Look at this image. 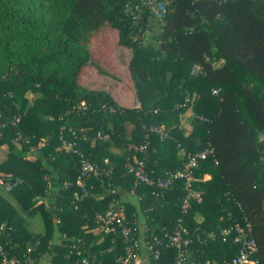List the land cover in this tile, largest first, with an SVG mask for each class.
Instances as JSON below:
<instances>
[{
	"label": "trees",
	"instance_id": "1",
	"mask_svg": "<svg viewBox=\"0 0 264 264\" xmlns=\"http://www.w3.org/2000/svg\"><path fill=\"white\" fill-rule=\"evenodd\" d=\"M164 1L158 19L140 0H0V244L8 255L34 264L80 257L118 264L125 239L94 233L92 218L122 205L126 220L144 217L145 240L170 233L180 219L190 238L187 264L233 257L237 245L220 232L244 217L256 243L252 258L264 264V0ZM151 23L157 30L144 44ZM102 27L131 52L137 106L79 84L94 60L91 36ZM204 146L213 153L198 160L189 187L175 179L155 196L126 168V158L143 157L148 175L162 176ZM79 152L109 177L78 185ZM189 190L198 198L188 196L182 209ZM35 214L39 231L26 221ZM147 258L171 264L175 250Z\"/></svg>",
	"mask_w": 264,
	"mask_h": 264
},
{
	"label": "built area",
	"instance_id": "2",
	"mask_svg": "<svg viewBox=\"0 0 264 264\" xmlns=\"http://www.w3.org/2000/svg\"><path fill=\"white\" fill-rule=\"evenodd\" d=\"M141 4H144L148 9L154 14L158 19H161L164 13L165 1L154 2L153 0H140ZM198 70V67L192 65L190 67V72L194 73ZM216 93L215 90L212 91ZM18 120V117L9 119V123L14 124ZM151 131L157 132L160 137H166V133L161 130V128H150ZM1 136V131H0ZM99 136V134H98ZM145 144H140L139 148L142 151ZM66 147L75 152L73 144L67 143ZM213 153V149L210 146H204L197 152L188 153L186 162L183 167L175 170H168L164 172L162 176L152 177L148 175L145 170L144 158L139 159H129L126 158V168L128 172H131L134 178L135 184H143L150 188L153 195L157 196L162 193V191L171 184L175 179H183L185 187H189L190 181L194 178L192 177V169L196 167L198 160L204 159L206 156ZM80 162L79 175L76 179V183L81 187L85 186V178L89 176L98 177L104 175L109 177L110 171H106L99 167L96 163L90 162L87 157L79 152L78 154ZM132 160V161H131ZM106 161V160H104ZM2 183L0 179V184ZM109 192L113 193L115 191V186L111 183H107ZM9 187L6 186L7 190ZM85 193V191H83ZM133 193V189L130 190ZM188 196H193L198 198V194L190 191L188 195L182 200L181 207L186 209L188 206ZM237 205H239L237 203ZM122 213V214H121ZM124 207L120 205L118 208H108L105 211H96L93 214V222L96 228L102 233H117L125 239V245L123 249V254L118 258V264H141L139 260V250L140 243L137 239L130 236V232L136 229L135 221L130 222L125 219ZM133 224V225H131ZM1 229V226H0ZM222 239L225 240L231 237L232 241L237 245L236 254L229 260L224 261L223 264H257V260L252 258V254L256 251V243L251 234V225L248 220L244 217L242 221L234 220L232 224L221 230ZM150 239L145 240L146 233L143 236V245L147 256L155 258L160 255L163 247H170L175 250V258L171 264H187V245L190 242L187 229L182 225L181 220L178 219L176 225L173 227L170 233H163L161 237L150 234ZM0 256L1 264H34V261L28 258H20L15 255H8L3 251L2 245L0 244ZM89 264V261L85 257H80L72 261L64 262L63 264ZM203 264H216L214 261L205 260Z\"/></svg>",
	"mask_w": 264,
	"mask_h": 264
},
{
	"label": "rangeland",
	"instance_id": "3",
	"mask_svg": "<svg viewBox=\"0 0 264 264\" xmlns=\"http://www.w3.org/2000/svg\"><path fill=\"white\" fill-rule=\"evenodd\" d=\"M156 30L155 23H151L148 31L144 33L142 42L144 44L150 43L151 40L154 39ZM116 38V31L108 27H102L92 34L90 40L93 44V51L91 54L94 60L97 59L100 61L98 64L100 69L97 70L95 67L96 62L92 60V63H89L82 72L83 78L80 85L91 90L106 91L104 89H111L123 104L137 106L138 103L135 96L133 98L134 92L131 94L130 91V89H133V86L130 84L129 74L127 72V63L131 52L128 48L118 45ZM39 143L41 142L38 141L37 144ZM136 148L140 150L139 145ZM2 156L3 153L0 150V159ZM123 214L125 216V213ZM27 220L29 222L28 218ZM30 223V228L32 230L39 231L41 229L42 223L39 215H33L30 219ZM92 231L94 233L100 232L96 227Z\"/></svg>",
	"mask_w": 264,
	"mask_h": 264
},
{
	"label": "crops",
	"instance_id": "4",
	"mask_svg": "<svg viewBox=\"0 0 264 264\" xmlns=\"http://www.w3.org/2000/svg\"><path fill=\"white\" fill-rule=\"evenodd\" d=\"M82 78H83V75L80 78L79 84L82 82ZM104 90H106V92H108L109 95H111V97L113 98V100L117 104L122 105V106H125V107H133L132 105H128V104L125 105V104H123L120 101V99L118 97H116V94H115V92L113 90H111V89H104ZM130 91H131V94H133V92H134L133 89H130ZM133 98H134V94H133ZM188 116H189V112H187L184 115V118L181 121V127L184 128V131L185 132H188L189 129H190V124H189L188 119H187ZM0 150L3 153V151L5 150V146L4 145H0ZM2 158H3V156H2ZM207 178H209V175H207V174L203 175V179H207ZM127 199L134 201V198L133 197H130V198H127ZM38 202H39V200L37 201V203ZM197 218H199V216H197ZM28 219H29V222L27 220V223H28L29 229H31L30 228V224H31L30 223V219L31 218H28ZM135 223H136V229H135V231H136L135 234L136 235H135V239H137L138 242L140 243V250H139V254H138L139 255L140 263L141 264H149V261H148V258H147V253L145 251V247H144L143 242H142L143 241V236H144V233H145V229H146L145 228V225H144V217L143 216H138L137 219H135ZM32 231H38V230H32Z\"/></svg>",
	"mask_w": 264,
	"mask_h": 264
}]
</instances>
